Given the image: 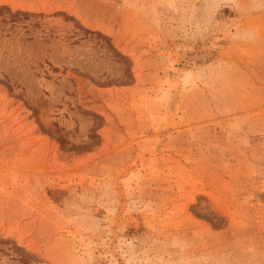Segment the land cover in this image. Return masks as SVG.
<instances>
[{"label": "rangeland", "instance_id": "374dc122", "mask_svg": "<svg viewBox=\"0 0 264 264\" xmlns=\"http://www.w3.org/2000/svg\"><path fill=\"white\" fill-rule=\"evenodd\" d=\"M4 8L0 264H264V0Z\"/></svg>", "mask_w": 264, "mask_h": 264}, {"label": "trees", "instance_id": "16d2710c", "mask_svg": "<svg viewBox=\"0 0 264 264\" xmlns=\"http://www.w3.org/2000/svg\"><path fill=\"white\" fill-rule=\"evenodd\" d=\"M4 10L9 11L10 9H8V8H4V9H2V12H0V16H2V13H3ZM18 15H24V14L19 13ZM0 83H2V82H0ZM9 88H11V87H9ZM61 139H62V137H61ZM62 144L65 145V144H67V142H66L65 140H62ZM17 249H18V248H17ZM18 250H19V249H18Z\"/></svg>", "mask_w": 264, "mask_h": 264}]
</instances>
